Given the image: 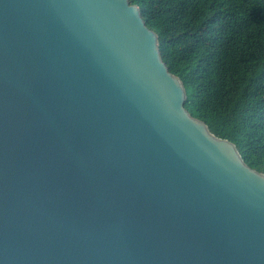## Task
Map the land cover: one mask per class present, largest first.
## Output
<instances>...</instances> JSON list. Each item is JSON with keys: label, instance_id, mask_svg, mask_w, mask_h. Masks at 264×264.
Masks as SVG:
<instances>
[{"label": "water", "instance_id": "95a60500", "mask_svg": "<svg viewBox=\"0 0 264 264\" xmlns=\"http://www.w3.org/2000/svg\"><path fill=\"white\" fill-rule=\"evenodd\" d=\"M159 41L130 0H0V264H264V173Z\"/></svg>", "mask_w": 264, "mask_h": 264}, {"label": "trees", "instance_id": "16d2710c", "mask_svg": "<svg viewBox=\"0 0 264 264\" xmlns=\"http://www.w3.org/2000/svg\"><path fill=\"white\" fill-rule=\"evenodd\" d=\"M159 36L185 108L264 173V0H130Z\"/></svg>", "mask_w": 264, "mask_h": 264}]
</instances>
